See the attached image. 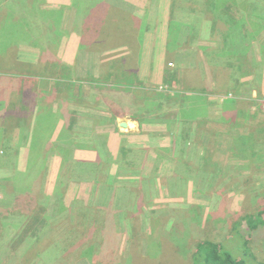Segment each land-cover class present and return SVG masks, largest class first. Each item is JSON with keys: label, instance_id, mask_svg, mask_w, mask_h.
I'll list each match as a JSON object with an SVG mask.
<instances>
[{"label": "crops", "instance_id": "crops-1", "mask_svg": "<svg viewBox=\"0 0 264 264\" xmlns=\"http://www.w3.org/2000/svg\"><path fill=\"white\" fill-rule=\"evenodd\" d=\"M11 20L13 34L0 38V156L10 162L6 170L14 166L16 177L25 175L29 167L49 174L50 189L43 196L47 203L62 186L61 168L71 160L86 166L99 165L100 157L114 159L129 153L156 158L178 134L207 141L219 133L224 148L228 133L238 126L248 136L252 133L253 145H264V117L259 122L250 115L252 105L260 107L258 100L264 95V68L256 65L264 45L262 23L237 24L248 28L232 38L241 41L245 48H238V55H247L249 63L242 66L244 76L238 74L234 81L217 80L213 61L228 60L230 55L225 48L222 54L215 50L208 30L201 52L205 50L210 62V69H204L215 77L211 76L206 91L195 88L202 86L201 80L193 84L186 78V84L179 73L187 67L197 69L193 50L181 49L194 31L191 25L171 31V0H29L28 9ZM228 40V47L235 43ZM212 49L217 57H212ZM176 58H185L184 64ZM205 70L198 76L205 77ZM57 76L62 78L53 79ZM257 77L261 84L255 89L252 80ZM258 90L263 93L259 98ZM38 114L51 119L43 118L35 131L31 124ZM187 128L190 134H185ZM234 156L241 160L240 153ZM114 167L109 169L112 176ZM9 180L0 177L1 183ZM70 187L69 182L62 189ZM133 197L132 192L119 194L121 199Z\"/></svg>", "mask_w": 264, "mask_h": 264}, {"label": "rangeland", "instance_id": "rangeland-1", "mask_svg": "<svg viewBox=\"0 0 264 264\" xmlns=\"http://www.w3.org/2000/svg\"><path fill=\"white\" fill-rule=\"evenodd\" d=\"M188 1L187 3L185 0H171V31L176 32L179 25H191L194 29V36H189L191 40L187 41L186 48H181L188 51L190 47L194 52L191 53L192 62L194 58L197 59L195 62L197 69L187 67L179 71L182 78H185L186 84H188L186 78L193 84L201 80L202 86L195 88L207 91L212 80L211 76L215 77L214 72L209 73L204 69H210L208 65L210 62L208 57H205V50L201 52L203 43L208 39L207 32L211 30L213 23L217 27L214 34L209 35L208 41L214 42L215 50L219 53H224L225 48L226 53L230 55L228 60L219 58L213 61L217 80L234 81L240 75L244 76L241 68L243 65L238 55V48H242L241 41L234 40L235 43L231 42L234 44L228 47L226 45L230 44L229 40L223 38L221 33V29L223 31L225 29L224 32L228 33V29L231 28L225 21L226 17L220 11L214 13L208 0ZM222 2H229L228 6L236 10L237 16L242 14V18L237 21L239 24L249 21L250 18L251 23H263L260 17L264 18V0H222ZM232 2L238 5H232ZM255 2L258 7L249 9L255 5ZM7 3L5 10L8 14L0 19L2 39H7L8 34H13L11 19L23 9L21 7L23 0H10ZM189 3L197 5L198 10L196 9L193 14L189 13L191 8ZM203 3L207 5L204 7ZM215 8L220 7L216 5ZM246 11L249 15L253 11L254 15L249 17ZM27 15L31 17L33 12L30 11ZM171 35L176 34L171 33ZM193 41L199 43L197 48L196 42ZM222 41L226 44L223 47H221ZM215 50L212 49V57H217ZM262 50L264 51V45L259 53L257 52L261 61H256V65L264 66ZM183 60L185 58H176L178 64H184ZM250 63L253 61L251 60ZM32 69L33 66L29 72ZM203 70L205 77L198 76ZM223 71L227 72L219 76ZM176 80L180 82L179 78ZM252 81L256 85L255 89H258L261 84L259 77ZM263 93L260 92L258 98ZM252 106L253 114L260 112L264 117L259 106ZM43 118L51 119L48 114H38L31 124L35 131L41 126ZM10 128L13 129V126ZM185 134H190L189 128ZM179 135L172 140L173 146L162 147L156 158L147 154L132 153H129L131 156L127 154L114 159L112 156L103 160L100 157L98 162L99 165L102 162L100 167L94 164H87L86 167L81 161H65L69 163L64 168L60 165L63 170L59 176L62 186L56 187V193L53 197H49V203L47 198L43 197L44 192L49 188L47 186L49 174L38 171L39 173L27 172L23 176L16 177L12 172L14 166L12 165V171L6 170L10 162L6 156H0V177L12 180L0 182V213L14 207L15 195L21 191L34 196L33 210L37 211L33 213L17 210L14 215L6 213L0 216V260H2L1 255H4L7 258L5 264H193L192 253L197 242H202V239L223 245L224 242H228L224 233L228 230L230 232L232 214L256 215L262 211L264 217V158L250 156L248 148L253 144L249 138L252 136L251 132L248 136L244 129L240 130L239 126L236 127L228 133L225 142L227 139L229 142H226L224 148H221L223 139L221 140L219 133L214 135V139L207 141L192 140L189 135L183 141L184 136L179 137ZM232 139L235 142H232ZM42 140H46V137H42ZM184 142H187V147L184 146ZM190 143L192 148L189 147ZM259 144L256 145L257 150H264V146ZM242 146H245V149ZM195 148L199 152L206 149L217 150V153L212 151L206 153L210 156V161L219 165L214 167L215 175L209 182L203 181L204 174L201 175L197 171L201 182L197 186L189 181L188 175L192 174L186 168L179 166V171L173 173L181 162L180 157L192 156ZM242 150L245 152H241ZM223 152H228L229 155L224 157ZM234 153L242 155L240 161ZM6 154L10 156V151H6ZM134 164H136L135 168ZM113 166L116 171L112 176L109 169ZM217 173H221L219 178ZM196 174L195 171L194 175ZM229 177L235 180L231 178L229 181ZM66 180L67 182L64 183ZM69 182L71 187L63 190V185L67 187ZM106 186L111 187V190ZM126 191L132 192L134 197L119 198V194H124ZM58 197L59 199L56 200ZM36 230L39 232L36 234L37 239L33 237ZM22 234L23 240L18 245L19 248L14 245L16 249L12 252L11 244H15ZM263 236L264 234L256 235L249 245L251 252L256 253L255 261L264 260V243L261 242H264ZM24 248H27L26 251H23ZM228 251L234 255L232 251Z\"/></svg>", "mask_w": 264, "mask_h": 264}, {"label": "trees", "instance_id": "trees-1", "mask_svg": "<svg viewBox=\"0 0 264 264\" xmlns=\"http://www.w3.org/2000/svg\"><path fill=\"white\" fill-rule=\"evenodd\" d=\"M9 1L10 0H0V13L4 12V14L2 15V18L8 14L5 10V7L7 8V4H8L7 2H9ZM185 1L187 3L189 2L188 0H185ZM208 1H209V4L212 5L211 10H213L214 13H217L220 11L221 14L226 17L225 21H227V23H229L231 26V28L228 29L229 32L226 35V38H227L226 40L230 39L233 41L234 39L232 37H233L234 33L235 34L241 33V29L243 30V26L242 27L237 26V24H238L237 21L240 18H242V14H239L237 16L235 13L236 10L231 9L228 6L229 2H222V0H208ZM186 2H183V3L186 4ZM225 3H227V4L225 5ZM190 5H191V8H190L189 13L193 14L194 12H196L198 10L197 5H196V3L195 4L189 3V6ZM202 5L205 7L207 4L203 3ZM216 5H219L220 8L216 9L215 8ZM232 5H238V4L236 2H232ZM257 5L258 4H256V2H255V5L253 7H250V8L248 7V8L249 9H251V8L255 9L256 7H258ZM21 7L23 9L27 10L29 7V0H23ZM250 13H251V15L247 14V11H246L247 16L251 17L252 15H254L253 11ZM248 20H249V18H248ZM260 21L263 22L262 27H264V18L262 16L260 17ZM216 22H218V21L216 20ZM244 23L250 24L251 18L249 21L244 22ZM11 25H12V28L15 27L13 25V23H11ZM235 26H237V27H235ZM189 27H190V29H193V26H189ZM216 27L217 26L214 23L211 25V33L214 34ZM221 31H223V29H221ZM243 31L244 32L248 31L246 24L244 26ZM231 45H229V47H231ZM246 56L247 55H241V57L239 59L242 62L241 65H247L249 63V58H247ZM60 78H62V77L61 76L53 77V79H55V80H59ZM242 115H245V114L243 113ZM250 115H252V117H254L259 122L262 121V116L260 115V112L255 113V114H250ZM261 131H262V129H261ZM185 137L188 138L187 136H185ZM253 139H254V136H253ZM258 140H260V139H258ZM183 141H185V140H183ZM259 143H257V144H259ZM257 144L254 143V145L252 144V147H250V156L253 158H256V157L257 158L258 157L264 158V150L263 149L257 150L256 149ZM187 145H188L187 142H184V146L187 147ZM189 147L192 148V144H189ZM242 152H245V151H242ZM182 154H184V152H182ZM186 154L188 155V153H186ZM180 160H181V162L178 164V168L177 167L175 168L174 173H177L181 167H183L184 169L186 168L187 171H189L190 174H192L190 176L188 175V178H190L189 181H192L195 186H197L198 183L201 184V182L199 180V176H197L198 172H200L201 175L204 174V177H203L204 180L203 181L207 180V182H209L214 178V175H215L214 167L215 166L219 167V165L217 163L210 161L211 158H210V156L207 155L206 151L199 152L198 149H196L194 154L190 157L187 156L184 158L183 156H181ZM70 162H72V160ZM175 166H177V165H175ZM179 166H180V168H179ZM195 171L197 173L196 175H194ZM27 172L37 173V171H34L30 167L27 170ZM220 175H221V173L220 174L217 173V178H219ZM206 177H207V179H206ZM200 178H202V177H200ZM231 178L232 177H229L228 180L230 181ZM197 180H198V182H197ZM232 180H235V179L232 178ZM29 187H31V186H29ZM222 187L227 189V187H225V186H222ZM55 193H54V195H55ZM220 194H222V193L220 192ZM171 195H172V193H171ZM15 197H16V200H15L14 207L9 211H5L3 213H0V216H4L6 213L14 215V213L17 212V210L29 211V212H33V213L37 212V211L33 210V205H34V203L32 202L33 197H34L33 195H30L27 193H22V191H21L20 193L16 194ZM58 199H59V197L56 200H58ZM262 213H263L262 211H259L256 215H254V214H244V215L243 214H232V216L230 217L231 218V220H230L231 221L230 232L228 230L226 233H224L225 238L228 242H224V245L222 243H217L215 241H210V240H205V239H202L203 240L202 242L201 241L197 242L198 244L197 243L195 244L196 248L194 249V252L192 253V259L191 260H192L193 264H264V260H262V259L260 261H255L256 253H252L251 249H249L250 248L249 245L252 243V240L256 237V235L264 234V217H262V215H263ZM33 218H34V216H33ZM111 223H113V222H111ZM0 233H1V228H0ZM37 233H39L37 230L33 233V237L35 239H37V237H38V236H36ZM23 234L20 236L19 240L15 244H13V245L11 244L10 247H11L12 252L22 242ZM261 242L264 243L263 241H261ZM14 245H16V247H14ZM26 249L27 248H24L23 251H26ZM228 250L232 251L234 253V255L231 252H229ZM1 257H2V260H0V262L2 264H5V262L7 261V258H5L4 255H1Z\"/></svg>", "mask_w": 264, "mask_h": 264}, {"label": "built area", "instance_id": "built-area-1", "mask_svg": "<svg viewBox=\"0 0 264 264\" xmlns=\"http://www.w3.org/2000/svg\"><path fill=\"white\" fill-rule=\"evenodd\" d=\"M260 107L264 110V95L258 100Z\"/></svg>", "mask_w": 264, "mask_h": 264}, {"label": "clouds", "instance_id": "clouds-1", "mask_svg": "<svg viewBox=\"0 0 264 264\" xmlns=\"http://www.w3.org/2000/svg\"><path fill=\"white\" fill-rule=\"evenodd\" d=\"M84 166H85V165H84ZM64 167H65V166H64ZM64 167H63V168H64ZM86 167H87V164H86Z\"/></svg>", "mask_w": 264, "mask_h": 264}]
</instances>
